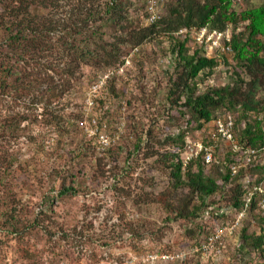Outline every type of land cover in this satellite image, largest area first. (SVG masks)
I'll use <instances>...</instances> for the list:
<instances>
[{
  "label": "rangeland",
  "instance_id": "1",
  "mask_svg": "<svg viewBox=\"0 0 264 264\" xmlns=\"http://www.w3.org/2000/svg\"><path fill=\"white\" fill-rule=\"evenodd\" d=\"M134 1L136 5L130 7V17L136 25L146 26L142 20L143 0ZM174 1L161 0L162 17ZM262 1L242 0L235 3L233 8L241 13L247 8L259 6ZM74 2L49 0L46 10L48 20L56 23L61 19L64 22ZM97 3L100 1L97 0ZM96 25L99 26L100 22ZM96 25L89 26V33L93 32L96 37H111L112 26L97 29ZM246 25L247 22L238 21L236 31L243 32ZM63 26L52 32L53 46L57 45L54 44L55 39L64 32ZM186 34L189 36L190 52L200 48L190 31L179 32L177 37L183 39ZM4 41L0 38V45ZM52 48L47 56L51 65L72 70L75 64L70 54L60 49V45ZM135 48L138 50L135 51ZM202 52L207 55L206 49L203 48ZM125 54L124 64L108 70L99 71L82 62L75 70L76 83L66 91L56 108H64L69 114H81V121L72 131H68L60 144L52 128L46 129L36 120H25V125H28L26 139L22 137L8 141L0 137V151L15 150L18 157L12 174H4L6 181L0 187L1 208L5 211L11 207L10 202L15 203L14 217L21 222L20 226H13V213H8V216L5 212L0 214V264H264V256L250 242L244 243L242 238L244 230L248 235H257L264 229L263 211L258 203L244 216L241 227L224 237L225 250L200 257L195 255L198 252L195 250L196 244L217 226L230 218L232 220L233 212L229 220L226 217H212L206 224H201L198 219L168 218L161 204L155 202L154 195L168 188L169 170L155 163L156 156L145 159L144 152L140 151L127 158L128 153L121 152L117 147L126 146L130 150L137 141L136 137L142 135L155 145V149L162 150L174 145L168 136L175 137L184 131L185 142L180 150L183 160L188 157L193 160L197 153L203 152L206 169L212 172L218 168L221 173H226L230 164L236 161L240 164V181L248 180L250 187H264V170H253L252 166H264V149H259L253 163L247 165L244 164L243 153L233 150L232 142L212 138L216 131V120L219 117L224 120L230 114L234 122L235 141L239 143L238 112L219 110L216 117L202 127L189 122V113L177 112L169 97L171 79L176 73L172 40L150 38L141 45L128 47ZM215 56L219 59V65L211 78L200 84V89L207 85L232 83L237 72L248 79L243 68L235 61L233 51L219 49ZM106 85L111 86L110 94ZM102 97H107L106 105L110 108L107 114L99 116L100 113L93 107ZM11 104L12 100L6 97L4 105L0 106L1 119L11 109ZM40 105H35V111L40 112ZM259 116L264 121V111ZM99 120H103V123ZM81 139L89 140L91 148L85 154L77 155L74 151ZM111 145L116 148L109 152ZM200 145H203L202 150ZM205 147L213 155L212 162L206 161ZM111 152L115 158H111L104 168L98 169L96 160L105 157V153L109 156ZM71 173L81 183L80 190L77 194L59 196L58 181L64 180V174ZM225 189H229V185ZM221 191L208 197L207 201L221 206L227 204V200L220 197ZM128 193L131 195L127 197ZM256 197L258 201L260 195ZM121 214L125 215L124 218ZM37 215L40 217L35 222ZM49 216L50 221L45 219ZM43 218L47 221L45 224L50 226L49 232L39 225H43ZM137 225L141 227L140 230L136 228L138 235L135 236L131 228ZM80 234H83L82 238ZM69 237L71 241L74 237L81 239L68 242ZM164 253H185V256L165 261L160 258Z\"/></svg>",
  "mask_w": 264,
  "mask_h": 264
},
{
  "label": "trees",
  "instance_id": "2",
  "mask_svg": "<svg viewBox=\"0 0 264 264\" xmlns=\"http://www.w3.org/2000/svg\"><path fill=\"white\" fill-rule=\"evenodd\" d=\"M99 1L100 3L97 0H75L66 13L65 21L59 19L53 23L46 15L49 0H0V38L5 40L0 45V106L4 105L6 97L13 102L5 117L0 118V137H5L8 141L22 137L26 139L28 125H25V120H36L46 129L52 128L53 134L57 135V143L60 144L68 131H72L81 121V114H69L64 108H56L66 91L76 83L75 70L80 67L81 62L99 71L108 70L124 64L128 47L141 45L150 38L164 37L173 41L176 73L171 79L169 97L171 104L177 107V112L189 113V122L199 127L215 118L219 110L238 112L236 123L240 126L241 147L258 149L264 145V121L259 116L264 111V0L259 6L247 8L241 13L234 10V0H175L158 23L146 26L136 25L135 20L130 17V7L136 5L134 0ZM240 20L247 22L243 32L236 31ZM98 21L99 26L96 25ZM62 24L64 32L59 34L54 44L60 45V49L68 52L74 59L72 70L61 65L52 66L47 57L51 49H54L52 47L57 46H53L51 34L60 30L58 28ZM91 25L98 26L97 29L112 26L111 37H96L93 32L89 33ZM205 25L218 30H230L234 59L245 71L247 80L237 72L232 83L199 88L203 81L207 82L211 78L219 65V59L217 56L208 57L203 54V47L194 48L190 52L188 34L183 39H179L177 34L183 29L190 31ZM105 88L110 94L111 86L106 85ZM103 98L93 107L100 113L99 116L107 114L110 108L106 105L107 97ZM36 104H41L40 112L37 109L35 111ZM99 122L103 123V120ZM143 137H136L137 141L130 150L126 146L117 148L121 152H127V158L140 151L144 152L145 159L156 156L155 163H160L169 170L168 188L154 195L155 202L161 204L168 218L198 219L201 224H206L212 217H226L229 220L231 212L235 217L243 208L246 187L240 181L239 173L232 175L230 166L226 173H221L218 168L208 171L203 152L184 164L180 155L185 142L184 131H180L175 137L168 136L174 145L162 150L155 149V145ZM90 146L89 140L86 142L81 139L74 153L85 154ZM114 148V145L109 146V152ZM2 151L0 187L6 181L4 174H12L18 161L15 150ZM111 158H115L113 152L109 156L105 153V157L97 159L98 169L104 168L106 163L111 162ZM252 166L253 170H264V166ZM63 176L64 180L58 181V195L77 194L81 183L72 173ZM67 178L70 181H65ZM227 185L229 189H225ZM219 191L222 192L220 197L227 200L224 206L207 201L208 197ZM126 195L128 197L131 193ZM10 203L11 207L5 211L0 203V214L5 212L8 216V213H13V226H20L21 222L14 217L15 203ZM257 203L255 196L248 212ZM221 208H224V212H221ZM206 213L208 217L205 216ZM120 216L124 218L125 215ZM39 217L37 215L34 221L38 222ZM45 219L50 221L51 217ZM45 219L42 220L43 225H39L49 232L50 226L45 224ZM262 220L264 221V217ZM140 227L137 225L131 228L133 235H138ZM245 231L242 233L243 242H250L264 256V229L257 235H248ZM209 235L199 241L196 247H200ZM81 238L74 237L71 241L69 237L67 241L74 242ZM202 254L198 250L195 255L201 257Z\"/></svg>",
  "mask_w": 264,
  "mask_h": 264
},
{
  "label": "built area",
  "instance_id": "3",
  "mask_svg": "<svg viewBox=\"0 0 264 264\" xmlns=\"http://www.w3.org/2000/svg\"><path fill=\"white\" fill-rule=\"evenodd\" d=\"M242 0H234V3H239ZM161 0H145L144 13L142 14V20L145 25H151L158 23L162 19V15L160 12ZM188 29H183L181 32H188ZM194 41L199 45V47H203L207 51V56L212 57L215 56V52L217 50L222 51H232V47L230 45L231 35L230 30H218L215 28H210L208 25L201 26L198 28H193L190 30ZM138 48H135V51ZM216 131L213 133L212 138L214 140H218L219 138L226 139L233 143V150L236 152L243 153L244 164L250 165L253 163L254 158L257 156L259 149H264V145L260 148H242L239 143L235 141V137L233 134V118L230 114L222 118H218L216 120ZM203 145H200V150H202ZM206 150V161L212 162L214 160L212 153L205 147ZM199 154V153H197ZM192 157H188L184 161V164H187ZM240 164L236 161L230 164V170L232 175H236L239 172ZM246 187V193L244 197V206L240 209L235 217L232 220L225 222L224 224L217 226L214 231L209 235L207 240L202 243L200 247H195V250H201L203 255H209L210 253H220L226 247L224 237L227 235H232L238 228L241 227L244 216L247 214L248 209L250 207L251 201L253 197L257 194L260 195L258 199V205L263 211L264 216V187L261 185H254L253 187L249 186V181L246 180L243 182ZM213 206L210 207L212 209ZM221 212H224V208H221ZM208 217V213L205 214ZM185 253H175V254H161L160 258L162 260H175L179 258H183Z\"/></svg>",
  "mask_w": 264,
  "mask_h": 264
}]
</instances>
